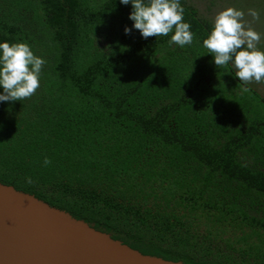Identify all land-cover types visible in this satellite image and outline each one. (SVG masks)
<instances>
[{"label":"trees","instance_id":"16d2710c","mask_svg":"<svg viewBox=\"0 0 264 264\" xmlns=\"http://www.w3.org/2000/svg\"><path fill=\"white\" fill-rule=\"evenodd\" d=\"M181 4L183 48L125 35L119 0H0V41L46 61L31 98L0 103V182L146 256L264 264V95Z\"/></svg>","mask_w":264,"mask_h":264},{"label":"clouds","instance_id":"9594fccd","mask_svg":"<svg viewBox=\"0 0 264 264\" xmlns=\"http://www.w3.org/2000/svg\"><path fill=\"white\" fill-rule=\"evenodd\" d=\"M121 5H131L128 19L131 27H124V34L138 30L143 39L169 36L167 43L183 48L191 45L194 34L191 25L184 20L181 0H119ZM253 20L259 13L248 10ZM242 10L227 7L218 12L212 28L203 39L201 47L212 56V63L218 68H231L242 85V92H249L250 83H264V51L257 45L261 34L244 20ZM46 61L37 56L30 46L23 42L10 44L0 41V103L23 101L31 98L40 87V77ZM50 160L46 157L44 165ZM28 183L31 179L27 178Z\"/></svg>","mask_w":264,"mask_h":264},{"label":"water","instance_id":"95a60500","mask_svg":"<svg viewBox=\"0 0 264 264\" xmlns=\"http://www.w3.org/2000/svg\"><path fill=\"white\" fill-rule=\"evenodd\" d=\"M0 264H181L141 254L0 182Z\"/></svg>","mask_w":264,"mask_h":264},{"label":"rangeland","instance_id":"374dc122","mask_svg":"<svg viewBox=\"0 0 264 264\" xmlns=\"http://www.w3.org/2000/svg\"><path fill=\"white\" fill-rule=\"evenodd\" d=\"M200 12L202 16L212 20L215 15L227 7L242 10L245 13L244 20L255 31L261 34V41L257 45L258 49L264 51V0H188ZM254 9L259 13V19L253 20L248 15V10ZM251 87L264 95V83H250Z\"/></svg>","mask_w":264,"mask_h":264}]
</instances>
